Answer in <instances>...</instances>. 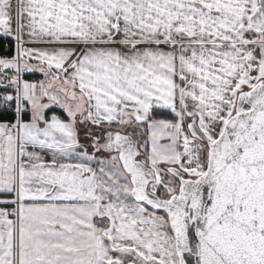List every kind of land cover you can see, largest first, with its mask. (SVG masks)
<instances>
[{
	"label": "snow or ice",
	"instance_id": "snow-or-ice-1",
	"mask_svg": "<svg viewBox=\"0 0 264 264\" xmlns=\"http://www.w3.org/2000/svg\"><path fill=\"white\" fill-rule=\"evenodd\" d=\"M0 34V264H264V0H0Z\"/></svg>",
	"mask_w": 264,
	"mask_h": 264
},
{
	"label": "trees",
	"instance_id": "trees-1",
	"mask_svg": "<svg viewBox=\"0 0 264 264\" xmlns=\"http://www.w3.org/2000/svg\"><path fill=\"white\" fill-rule=\"evenodd\" d=\"M15 48H14V42L9 37L6 36H0V56H11L14 54ZM34 77L31 73H26L24 78L30 79ZM0 92H2L0 90ZM157 115L162 116L163 118L172 119L173 115L171 112L167 110H160L157 112ZM13 119V116L10 113H5L3 115H0V120H11Z\"/></svg>",
	"mask_w": 264,
	"mask_h": 264
},
{
	"label": "crops",
	"instance_id": "crops-1",
	"mask_svg": "<svg viewBox=\"0 0 264 264\" xmlns=\"http://www.w3.org/2000/svg\"><path fill=\"white\" fill-rule=\"evenodd\" d=\"M0 36H4V35L0 34ZM28 73H31V74L34 75V77H32L30 79L24 78V79L29 80L30 82H37V81H39L41 79H44L43 75L41 73H39V72H28ZM56 112H57V115L61 116V118H65L66 117V114H64L61 110L56 109ZM79 136H80L81 143H85V144L88 143L87 139L85 138V129L82 126L79 128Z\"/></svg>",
	"mask_w": 264,
	"mask_h": 264
},
{
	"label": "rangeland",
	"instance_id": "rangeland-1",
	"mask_svg": "<svg viewBox=\"0 0 264 264\" xmlns=\"http://www.w3.org/2000/svg\"><path fill=\"white\" fill-rule=\"evenodd\" d=\"M7 37V36H6ZM11 39V38H10ZM11 40H13V42H14V48H15V41H14V39H11ZM15 52V51H14ZM168 111V110H167ZM170 112V111H169ZM114 128H115V126H113ZM129 131H131V130H129ZM88 141V140H87ZM90 152H91V149L89 150ZM97 156L99 157V158H104V156H105V154H97ZM94 167L96 166L95 164L93 165Z\"/></svg>",
	"mask_w": 264,
	"mask_h": 264
},
{
	"label": "water",
	"instance_id": "water-1",
	"mask_svg": "<svg viewBox=\"0 0 264 264\" xmlns=\"http://www.w3.org/2000/svg\"><path fill=\"white\" fill-rule=\"evenodd\" d=\"M192 260V264H195V257H189Z\"/></svg>",
	"mask_w": 264,
	"mask_h": 264
},
{
	"label": "built area",
	"instance_id": "built-area-1",
	"mask_svg": "<svg viewBox=\"0 0 264 264\" xmlns=\"http://www.w3.org/2000/svg\"><path fill=\"white\" fill-rule=\"evenodd\" d=\"M26 73H27V72H26ZM26 73H24V76L26 75ZM23 78H24V77H23ZM0 90H1V91H3V89H2V88H0ZM9 91H10V89H9Z\"/></svg>",
	"mask_w": 264,
	"mask_h": 264
}]
</instances>
